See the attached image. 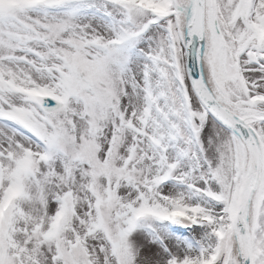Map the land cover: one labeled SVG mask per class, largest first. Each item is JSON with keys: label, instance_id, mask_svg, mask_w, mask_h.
Returning a JSON list of instances; mask_svg holds the SVG:
<instances>
[{"label": "snow or ice", "instance_id": "snow-or-ice-1", "mask_svg": "<svg viewBox=\"0 0 264 264\" xmlns=\"http://www.w3.org/2000/svg\"><path fill=\"white\" fill-rule=\"evenodd\" d=\"M0 264H264V0H0Z\"/></svg>", "mask_w": 264, "mask_h": 264}]
</instances>
